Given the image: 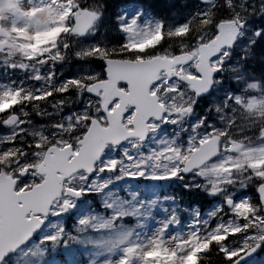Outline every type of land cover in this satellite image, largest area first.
<instances>
[{
    "label": "rangeland",
    "instance_id": "obj_1",
    "mask_svg": "<svg viewBox=\"0 0 264 264\" xmlns=\"http://www.w3.org/2000/svg\"><path fill=\"white\" fill-rule=\"evenodd\" d=\"M53 1L54 0H0V13L9 12L12 15L9 29L7 30L4 28L0 30V35L7 38L9 36H14L23 47L27 44L29 45L32 41L33 33L41 30L43 31L46 28L47 14L50 13L53 8ZM201 2L204 4L202 0ZM65 7L67 6L65 5ZM124 18L128 22L127 26L132 27V21L135 17L126 15ZM146 25L147 21H143L140 26H149ZM135 36L141 37L137 34H135ZM242 37L243 38L240 41L237 50L241 53H245L249 40L252 36L251 34L244 32ZM73 44L77 50L83 51L88 48V43L83 40H74ZM231 63L233 67L230 71L237 78L236 83H233V87L236 88V84H241L242 90H240L238 94L228 93V95H225L229 88L221 89L218 87L213 96L210 98V104L214 105L218 118L206 125L208 126L209 131H214L218 134L223 133L232 121V114L234 113L232 111L233 108L238 105H246L248 110L251 111L264 103V96H247L251 92L250 89H255L256 85L255 83L243 81L241 77L240 56L233 58ZM216 66L218 65L216 64ZM88 68V66H84L81 69L73 71L67 75V78L76 79L79 76L91 78L92 74L88 73L90 72L88 71ZM166 88L175 90L174 93L172 92L173 94L171 96L174 97L173 102L177 109L175 112L170 111L169 109V113L167 115L168 120L172 123L173 118L171 115H178L180 112L181 118L183 117L182 110L187 107L189 101L191 100V96L184 87H174L173 82H170V84L167 83ZM8 90L9 88L7 86H0V94H4L8 92ZM89 102H91L90 98H83L82 111H80V114H83L86 111V105ZM68 103H72V101L70 100ZM238 117L243 120V126L241 124L239 125L242 127L241 134L245 136V134L249 133V125L252 123L256 126L257 120L255 118L249 120L241 114L238 115ZM62 121L63 127L71 128L74 125L73 123L75 120L72 116H63ZM198 121L199 119H194L191 126L195 128L194 124ZM44 127L45 125L42 124V130ZM38 128L39 129L36 130L37 133H34L37 135L36 137L41 136L42 130L40 127ZM17 129H19L17 125L10 123L9 126L0 133V140L5 139L7 141L10 136L9 133L15 132ZM181 131H183V128L176 131L175 137H178ZM235 132H238V130H235ZM158 133L159 135L155 133L157 136L155 139L148 141L144 147H142L141 152L139 150L132 149V151H129L126 148L125 153L129 154L128 156H132L133 158L132 160H129L128 164L126 163V159L119 162V167L123 172L122 177L117 184L109 186L108 179L99 175L93 176L90 179L89 184H87V187L91 190L101 193L102 204L109 208L110 214L124 216L125 213L128 212L137 219L140 229L147 233L146 238H144V242L139 243L137 239H135L138 237L137 235H134V240L129 242L125 232L122 231L118 232V239L116 241H112V243H117L116 246H113L110 242H108L103 248H101L100 246L102 244L97 246L96 243L91 240L89 235L82 234L78 241L82 245L87 263L118 264L120 259L127 256L124 249L131 247L136 249V251L131 254L129 264H145V261L143 260V253L154 249H159L163 253L167 254L175 253V260L171 261L170 264H180L181 259H183L189 251L188 240L193 234V224L195 220L194 209L192 208L190 211L187 221L178 235H176L175 231L170 228L171 226L169 227L162 218V212L171 216V201L167 196H158L159 186L155 183V181L172 173L175 166L174 158L178 153L176 154V148L173 146L168 136L163 134V131H158ZM206 137V134H199L195 131L188 134L187 142L191 141L192 143L186 146V148L192 149L194 141L201 142V140H204ZM239 137H241V135H239ZM228 138H223V142L225 144L226 141L228 143ZM230 147H236V149L238 147V149L234 152L228 151L226 154L224 153L223 156L216 159V162H212L207 167L203 168V173L212 177L213 183H217L221 180L226 162L231 163L247 161L252 168L254 167L253 169L257 174L260 173L259 161L264 155V136L261 137L260 143L255 146L248 144L244 147L239 141H232L228 148ZM7 149L8 148L3 144L0 145V154H4ZM120 153H123V151L121 150ZM36 155L40 156L41 154L38 152ZM27 161H29V157L21 156L12 168V177L15 178L16 170H19V176L22 177V179L19 180V188H24L30 181L34 180V175H24V173L28 172L30 169L33 172L31 165L26 163ZM109 162V157L104 159L103 165H107L105 168L108 167ZM37 163L38 162H36V164ZM128 177L133 180L130 181ZM136 178L146 179L148 184L144 186L140 183V187H137L133 182ZM180 184H182V182H180ZM119 188H122L124 195L119 194ZM247 200L248 197L245 195L238 196L236 198V205L233 212L238 206L246 205ZM61 207H64L65 209L74 208L73 211H75V220L78 224L85 225L86 223H89L90 227L93 228L106 224V221L102 218L94 217L92 219V214L88 213L85 206L77 205L71 200L63 198L61 204L55 206L52 210V217L47 222V227H45L44 231L39 236L40 239L59 236L58 233L61 225V212L58 210L61 209ZM151 221L154 223H151ZM253 237L258 239L256 241H259L256 244L260 243L258 232H256ZM86 242L89 243V247H86L84 244ZM246 244H248V239L232 245L229 251H242ZM38 248L40 247L37 242L29 244L28 247H25L24 250L17 253V255L13 258L14 262L16 264H61L54 260L43 259L41 263L40 258L38 257L33 259L32 255ZM39 250L43 254V248ZM74 254L75 252L73 250L70 249L68 251V264H79Z\"/></svg>",
    "mask_w": 264,
    "mask_h": 264
},
{
    "label": "trees",
    "instance_id": "obj_2",
    "mask_svg": "<svg viewBox=\"0 0 264 264\" xmlns=\"http://www.w3.org/2000/svg\"><path fill=\"white\" fill-rule=\"evenodd\" d=\"M115 1L116 0H81L78 2L81 8L88 9L96 14L101 7L106 5V8H104L105 15L103 21L100 22L98 26L96 21V24L87 36V39L93 46L87 51L82 52L81 55L74 52L70 44V38L67 33L71 25L70 15H67L63 20H59L58 22H49V26L67 29V31L56 33L54 37H51L52 40H50V44L42 49V67L44 65L49 67L51 76H55L61 69L69 68L70 71L74 70L83 61L88 62L99 75H102L103 59H133L136 56L137 52L134 51V46L125 38L126 33L123 26L120 24L121 16L117 12H114ZM202 1L204 4L201 0H134V4H137L136 8L138 9L139 7V10L146 14L147 20L155 25V29L158 25H162L161 32L157 33L155 31L159 36L156 44L147 48L141 56L174 55L181 52L183 50L182 45L185 42L172 39H166L160 47H156V45L160 44L162 35L172 37L173 34L175 35L177 29L181 27L185 29V32L191 30L195 34L194 38L186 42L188 48H191L195 45L197 39L201 41L204 37L209 38L212 32H214L215 26L220 21L228 20L236 22V20H239L250 28L248 31L252 34L248 47V58L243 60L244 74H246L251 81H257L259 90L264 92V85L261 83V81L264 80V0H231V8L228 6L229 0ZM128 2L127 0V4ZM135 5L131 7V10H133ZM237 13H239V16H237ZM0 22H2V20H0ZM201 22H204L206 26L201 28L199 26ZM175 36L180 37L182 35ZM170 43L172 47H169ZM122 45H128V47H123ZM165 49H167V51H165ZM11 54L12 53H9L7 50H0V82H10L9 78L12 75L10 74V68L12 66ZM25 63L29 64L24 68L25 71L28 66L30 69L33 67L30 61ZM80 83L79 81L78 85H81ZM56 93L57 95L60 94L58 91L47 90L46 95L48 94L49 96L42 98V104H44L47 99L52 98V95H56ZM8 100H10V98L4 96L2 105L6 104L7 107H0V130L4 129L12 114ZM28 113L29 114L24 117L25 124H32L38 121L35 108L28 110ZM262 114H264V112ZM260 118L261 115L256 119L260 120ZM13 144L17 150L30 151L29 144L24 141H15ZM14 149L15 148H11L12 151ZM6 159L7 156L0 158V170L5 171L10 166V163L5 162ZM231 186L232 182L223 187V191L228 192ZM197 191L198 188L195 187L188 193L186 192V195H193L195 197V202L203 208H206L210 204V199H212L215 194L207 195L204 192L202 196L199 195V198H196L198 196L196 193ZM91 196L88 195L91 205L90 208L103 216L109 217L107 208L100 207L99 199L96 196ZM248 213L247 211V214L242 213L241 216L235 217L236 221L239 222V227H237L239 230L233 231L232 233L223 229L225 215L221 217L218 224L220 228L219 231H222V234L208 236L204 231L202 233L198 232V234H201L193 241L195 247L193 250L196 252L195 259L198 264H228V261L225 259V254L222 253L220 249H229L230 244H232L231 240H234V244L239 242L241 240L240 232H255L263 226L252 224L251 221L246 219V217L249 216ZM182 215V208L177 205L175 217L180 221ZM234 233L238 234L234 235ZM214 237H228V241L225 244L223 240H217L214 239ZM256 240L258 239L255 238L254 242H259ZM209 245L211 246V250H209ZM165 263V259L152 261V264ZM186 264H192V262L187 261Z\"/></svg>",
    "mask_w": 264,
    "mask_h": 264
},
{
    "label": "water",
    "instance_id": "obj_3",
    "mask_svg": "<svg viewBox=\"0 0 264 264\" xmlns=\"http://www.w3.org/2000/svg\"><path fill=\"white\" fill-rule=\"evenodd\" d=\"M93 21L91 14L87 12H76L74 14V26L72 28V34L83 35L88 29ZM241 24L238 25L240 27ZM218 34L216 38L209 42L207 46H203L198 49V60L199 64L197 66V71L201 74V80L191 81L182 78V80L188 83L192 90L197 94L206 93L210 87V79L212 76V71L208 70V60L215 57L222 48L229 47L233 44L237 37V26L233 22L220 23L217 26ZM184 60H178V58H173L171 61L166 59H153L152 61L145 62H121L117 60H106V71L108 76H110L113 81V85L117 81H125L129 84L130 89L132 88L131 95L136 96L139 100L137 102H131L138 106L139 112L145 111L143 109V101L151 100L148 97L147 91L151 82L154 81L155 76L161 70L168 72L170 67L183 63ZM100 85L90 87L89 93L96 92ZM122 100H125L121 96ZM148 106V104H147ZM108 130H100L97 126L92 125L90 127L77 156H74L72 163H67L65 158L69 156V153L60 154L62 152H55L54 156L49 157L45 160L43 165L47 168L42 167L39 169V173L46 174V181L43 185L37 187L33 192L26 195L15 196L12 193V184L0 176V248L6 253H12L20 245L25 243L32 235H34L40 223L36 219L31 218L26 220V215L30 216L33 214H46L47 208L50 201L56 195H50L52 187L56 185L59 186V181L63 177L55 176V172H64V176H67L70 172L74 170H80L86 168L89 162H93L100 155L102 150L101 142L110 141L108 136ZM130 135L124 136L127 138ZM119 141L111 143H118ZM215 147H212V152L209 156L202 158L200 161L195 160L196 164H199L215 154ZM65 160V161H64ZM64 161V162H62ZM194 160H190L187 163V167L193 166ZM62 162V163H61ZM60 163L62 167H60ZM86 166V167H85ZM88 169V168H87ZM261 188V187H260ZM259 188V189H260ZM58 192V189L56 190ZM261 201L264 200V192L259 190ZM20 201L23 206H18L17 202ZM247 254V253H246ZM242 261V257L237 261V263Z\"/></svg>",
    "mask_w": 264,
    "mask_h": 264
},
{
    "label": "clouds",
    "instance_id": "obj_4",
    "mask_svg": "<svg viewBox=\"0 0 264 264\" xmlns=\"http://www.w3.org/2000/svg\"><path fill=\"white\" fill-rule=\"evenodd\" d=\"M229 8L232 7L231 4V0H229L228 3ZM104 8H106V5L101 7L98 10L97 13V26L100 24V22L103 21L104 19V15H105V11ZM237 16H239V13H237ZM236 23L239 25L240 21L236 20ZM201 28L205 27L206 24L204 22H201L199 25ZM242 25H240V27L237 28V34L238 36H243L244 33L241 30ZM195 34L189 30L188 32H184V34L180 37H176L174 34L172 37H168L165 35L161 36L160 39V44L156 45V47H160L164 41L166 39H172V40H176V41H181V42H185L182 45L183 49H187L188 48V44L186 43L187 41H189V39L194 38ZM199 39L196 40L195 46L199 47ZM236 42L234 41L232 45H230L228 48L226 49H222L221 52L217 55V60L221 61L219 64V67L216 69V72H219V76L216 75V72H213V76L212 79L214 81V86H210L208 91L206 93H202V94H194V98L188 103L187 107L184 109L182 115L183 116H187V117H191L193 113H196V106L199 102V99L202 95H210L213 91L216 90V88L220 85L223 84L225 80H228L231 83H236L237 78L233 75V73L230 71L231 68L233 67L232 63H231V56H232V52L231 49L235 47ZM169 47H172V44H169ZM165 51H167V49H165ZM159 54V53H158ZM241 68L244 69V65H241ZM262 85H264V80L261 81ZM242 90V85L241 84H236V88L234 89H228V91L225 93V95H228V93H233V94H238V92ZM172 111H176V109H173ZM233 112H238L240 113L242 116L248 118L249 120L254 119L256 117V113H253L251 111L248 110L246 105H238L235 108L232 109ZM261 118L259 120V131H258V136H264V114H260ZM209 117H212L213 119L218 118V114L216 113L215 109H214V105L210 104L206 109H205V115L201 118L202 122L203 120H208ZM175 122V119L173 118V121ZM199 123V122H198ZM233 123H235V119H233ZM197 126L194 124V127ZM239 127V126H238ZM76 130L75 129V125H73L71 128H66L64 129V131L68 132L69 134L71 133V131ZM82 135V133H81ZM35 143H40L41 144V149L40 151H44L46 149L47 146H51L50 145V141H48L47 139L44 140H36L34 142ZM34 146V145H33ZM192 147H199L198 144H192ZM208 151L207 146L205 148H202L200 150V152L196 155L193 156L191 154L190 151L188 152H181L180 155L181 157H187L190 160H197L200 159L203 154L205 152ZM183 165H184V160L180 159L177 160L176 165L177 167L181 168V171H183ZM104 169L101 168L100 171H103ZM35 175L34 172H32V170L30 169L28 172H25L24 175ZM80 175H83V173L81 172ZM188 175L190 176H196L197 175V171L195 169H192ZM15 178L19 181L20 179H22V177L19 176V170H16V175ZM175 179H183V176L180 175V173L178 172L176 177H174ZM40 178L37 177L36 180L30 181V183H35L39 180ZM258 190H262V192H264V180L261 181V188ZM260 208H264V200L261 201V204L259 206ZM46 224L45 222L41 223V228L44 227V225ZM15 251V250H13ZM4 264H7V261L4 262Z\"/></svg>",
    "mask_w": 264,
    "mask_h": 264
},
{
    "label": "snow or ice",
    "instance_id": "obj_5",
    "mask_svg": "<svg viewBox=\"0 0 264 264\" xmlns=\"http://www.w3.org/2000/svg\"><path fill=\"white\" fill-rule=\"evenodd\" d=\"M79 7V6H78ZM123 9L121 12L123 13ZM140 15H142V11L140 12ZM59 19L63 20L64 17L60 16ZM122 23L125 25L124 31L127 32H132L135 34V25L137 23V18H134L132 21V27H127V20L121 17ZM62 31H67V29H61V28H54L52 29L51 32L48 33L49 36L54 37L56 33L62 32ZM157 33L162 31V25H158L155 29ZM185 32V29L183 27L177 29L175 35H183ZM159 39V36L156 37ZM123 47H128V45H122ZM98 51V49H97ZM140 51H143V49H140ZM6 94H0V100L4 99V96ZM4 107H7V105H3ZM260 225H264V217H260L259 220ZM47 227L45 224L43 228H41L39 231L36 232V236L40 234V232L43 231V229ZM238 234V233H234ZM258 237L260 239V243H258L255 247H252L250 251L247 252L245 255L243 251H233V252H228L226 248L220 249L222 253L225 254V259L228 261V264H237V257L240 256L242 257V264H264V227H260L259 232H258ZM35 236L33 237V239ZM48 239H54V237H49ZM214 239L217 240H223V242L226 244L228 241V237H214ZM23 247V246H22ZM209 250H211V246L209 245ZM136 251L134 248H126L124 249V252L131 256V254ZM10 254L14 253H6L2 248H0V264H4V262L7 259V256ZM196 252L193 251L191 254L188 256L184 257L181 259L180 264H186L187 261H191L192 264H198V262L195 259ZM159 259H165L166 261H173L175 260V253L172 254H167V253H162L159 250H152L143 253V260L145 261V264H148L149 261L153 260H159ZM118 264H129V260L126 258H122L119 260Z\"/></svg>",
    "mask_w": 264,
    "mask_h": 264
},
{
    "label": "flooded vegetation",
    "instance_id": "obj_6",
    "mask_svg": "<svg viewBox=\"0 0 264 264\" xmlns=\"http://www.w3.org/2000/svg\"><path fill=\"white\" fill-rule=\"evenodd\" d=\"M119 88L124 90L125 86L120 84ZM116 104H117V101H113V100L110 101L109 105H108L109 106V110H112L115 107ZM91 107H94V104H92ZM131 112H132L131 108H127L125 115L122 117L123 122L125 124H127V125H129L128 120L130 118Z\"/></svg>",
    "mask_w": 264,
    "mask_h": 264
}]
</instances>
